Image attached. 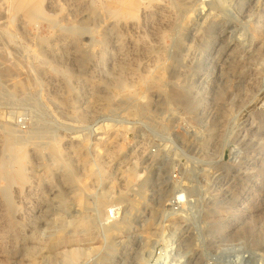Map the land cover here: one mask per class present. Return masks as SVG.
I'll use <instances>...</instances> for the list:
<instances>
[{
	"label": "rangeland",
	"instance_id": "1",
	"mask_svg": "<svg viewBox=\"0 0 264 264\" xmlns=\"http://www.w3.org/2000/svg\"><path fill=\"white\" fill-rule=\"evenodd\" d=\"M9 144L0 264H264V0H0Z\"/></svg>",
	"mask_w": 264,
	"mask_h": 264
},
{
	"label": "bare ground",
	"instance_id": "2",
	"mask_svg": "<svg viewBox=\"0 0 264 264\" xmlns=\"http://www.w3.org/2000/svg\"><path fill=\"white\" fill-rule=\"evenodd\" d=\"M156 11H160L161 12V22L162 23H166V24H169V19H167V17L171 14L170 12V9L167 8V6H163L161 4H158L156 6ZM130 14V12H129ZM149 14V12L147 13L146 12V15ZM124 15H128V13H124ZM133 20V19H132ZM135 22H133L130 26L133 27V29L135 30H138L141 34H146L148 31L145 30V28H143L141 26V22L140 21H136L134 19ZM159 23V21H158ZM154 24V23H153ZM153 24H152V27H153ZM157 24V23H155ZM159 25V24H158ZM156 25V26H158ZM150 27V26H149ZM123 28H126V25L124 24L123 25ZM156 28V27H155ZM154 28V29H155ZM153 29V30H154ZM134 30V31H135ZM157 30V28L155 29ZM159 30V29H158ZM158 33V32H157ZM156 33V34H157ZM160 36H155V43L153 45H150L148 44V40L144 43H142V45L138 46L139 49H141L142 51H145V52H148L149 54L151 55H155L156 53H162V50H163V46H162V43L160 41ZM153 38V39H154ZM132 40V39H131ZM136 40V39H135ZM144 40V39H143ZM135 43V42H134ZM133 43V44H134ZM150 43V42H149ZM164 44V43H163ZM136 45V44H135ZM133 46V45H132ZM135 48V47H134ZM137 48V47H136ZM137 51V50H136ZM140 51V50H139ZM123 53V52H122ZM121 70H122V66H121ZM123 71V70H122ZM6 144V143H4ZM7 146V145H6ZM4 148V147H3ZM5 150V149H4ZM4 152V151H3ZM24 161H25V157L22 156L21 152L15 147V146H12V145H8L7 146V151L4 152V155H2L1 159H0V177L5 179V181L7 180L10 184L14 183L17 179L21 181V183H23V181H25L26 178V175H25V170L23 169V165H24ZM18 168L16 169L18 171V173L16 174V176H14L11 172V170H14V168ZM15 170V172H16ZM25 171V172H24ZM14 172V173H15ZM25 183V182H24ZM30 184V183H29ZM13 186V185H12ZM4 188V187H3ZM2 188V190H3ZM8 187H6L7 189ZM1 190V191H2ZM5 190V188H4ZM4 193V192H3ZM2 193V194H3ZM1 194V195H2ZM23 194V193H22ZM4 200H10L12 199V194L10 193V191H6L4 193ZM3 199V197H2ZM9 210V209H8ZM20 218V217H19ZM7 221V219H6ZM3 223V222H2ZM249 228V227H248ZM17 230V229H16ZM2 232V231H1ZM4 236V235H3ZM5 237V236H4ZM6 249V248H5Z\"/></svg>",
	"mask_w": 264,
	"mask_h": 264
},
{
	"label": "built area",
	"instance_id": "3",
	"mask_svg": "<svg viewBox=\"0 0 264 264\" xmlns=\"http://www.w3.org/2000/svg\"><path fill=\"white\" fill-rule=\"evenodd\" d=\"M111 215H112V213H111Z\"/></svg>",
	"mask_w": 264,
	"mask_h": 264
}]
</instances>
